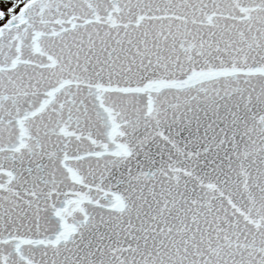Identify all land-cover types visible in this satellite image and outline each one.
I'll return each mask as SVG.
<instances>
[{
    "label": "snow or ice",
    "instance_id": "snow-or-ice-1",
    "mask_svg": "<svg viewBox=\"0 0 264 264\" xmlns=\"http://www.w3.org/2000/svg\"><path fill=\"white\" fill-rule=\"evenodd\" d=\"M0 264H264V0H0Z\"/></svg>",
    "mask_w": 264,
    "mask_h": 264
}]
</instances>
